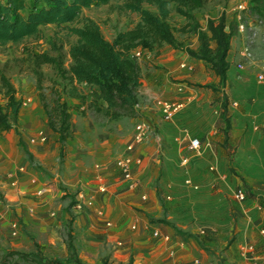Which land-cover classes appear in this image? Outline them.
Instances as JSON below:
<instances>
[{
	"label": "rangeland",
	"instance_id": "1",
	"mask_svg": "<svg viewBox=\"0 0 264 264\" xmlns=\"http://www.w3.org/2000/svg\"><path fill=\"white\" fill-rule=\"evenodd\" d=\"M127 1L95 3L73 23L0 43V102L10 112L4 74L22 105L17 124L0 128V264H264V21L248 11L251 0H207L195 20L171 6L177 41L196 50L193 27L208 31V19L225 15L234 31L225 87L207 62L170 44L153 45L151 57L139 47L138 113L110 119L102 100L91 102L95 87L37 55L58 56L69 69L70 27L94 20L113 42L141 20ZM56 93L71 112L62 155L44 107ZM165 101L182 104L171 119L160 110ZM141 121L148 135L129 151ZM128 155L141 159L132 179L118 165Z\"/></svg>",
	"mask_w": 264,
	"mask_h": 264
},
{
	"label": "trees",
	"instance_id": "2",
	"mask_svg": "<svg viewBox=\"0 0 264 264\" xmlns=\"http://www.w3.org/2000/svg\"><path fill=\"white\" fill-rule=\"evenodd\" d=\"M112 0H0V43L21 42L25 38L37 35L43 26L56 24L63 26L77 21L86 8L95 3L109 4ZM207 0H129L126 8L137 12L141 20L129 30L118 33L113 42L105 38L101 27L94 20L88 19L83 26L70 27V32L77 37V42L71 45L69 53L72 64L65 69L58 56L46 52L37 55L42 63L52 64L59 74H70L79 84H87L97 89L101 112L110 119L137 115V105L140 102L139 88L143 85L141 64L133 52L141 47L150 50L155 44L167 43L178 48L196 59L207 62L220 77L225 87L230 61L228 59L234 31L227 25L226 17L222 14L218 19L207 21V30L200 29L197 23L193 32L197 34L201 46L198 50L178 42L168 18L171 6L189 20H195L193 11L202 8ZM147 2L156 6L157 12L144 8ZM248 11L256 18L264 21V0H251ZM2 79L7 87L8 108L4 110L0 102V128L12 129L18 122L21 102L14 95L13 86L4 74ZM219 90L212 85H205ZM73 96L80 97L78 87L72 89ZM227 99V96L224 95ZM44 107L49 117V126L59 135L61 142L60 154L70 135L71 112L67 102L56 93L53 106L46 102ZM223 116L227 122L225 138L231 122L227 118V102L223 104ZM22 142V141H21ZM23 149L33 162L32 155L25 146ZM35 164V163H34ZM41 170V167H37ZM70 235V249L75 250ZM79 262V261H77ZM82 264V263H80ZM129 264H134L130 260ZM219 264H225L220 262Z\"/></svg>",
	"mask_w": 264,
	"mask_h": 264
},
{
	"label": "built area",
	"instance_id": "3",
	"mask_svg": "<svg viewBox=\"0 0 264 264\" xmlns=\"http://www.w3.org/2000/svg\"><path fill=\"white\" fill-rule=\"evenodd\" d=\"M260 79H263L264 75L260 74ZM160 110L162 111L163 115L167 119H171L174 117V115L180 110L182 107L181 103H169V102H160ZM139 105V104H138ZM137 105V107H138ZM148 135V126L147 123L144 121H141L138 125L135 127V132H134V139L131 144L128 145V150L133 151L136 145L141 144L147 137ZM191 147L195 150H198L200 148V141L198 139H193L191 141ZM140 163L141 159L137 158L134 159L131 155H128L125 158H122L121 160L118 161V165L121 167L123 170L125 177L128 179H132V167L131 165L134 163ZM244 197V195H241ZM159 234V231H156V235Z\"/></svg>",
	"mask_w": 264,
	"mask_h": 264
},
{
	"label": "crops",
	"instance_id": "4",
	"mask_svg": "<svg viewBox=\"0 0 264 264\" xmlns=\"http://www.w3.org/2000/svg\"><path fill=\"white\" fill-rule=\"evenodd\" d=\"M144 50H146V49H144ZM146 51H148V53H149L148 56L151 57V55H152L151 50H146Z\"/></svg>",
	"mask_w": 264,
	"mask_h": 264
}]
</instances>
